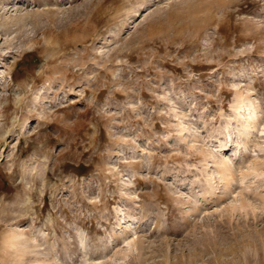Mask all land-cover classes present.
<instances>
[{"label": "rangeland", "instance_id": "374dc122", "mask_svg": "<svg viewBox=\"0 0 264 264\" xmlns=\"http://www.w3.org/2000/svg\"><path fill=\"white\" fill-rule=\"evenodd\" d=\"M0 264H264V0H0Z\"/></svg>", "mask_w": 264, "mask_h": 264}, {"label": "bare ground", "instance_id": "6f19581e", "mask_svg": "<svg viewBox=\"0 0 264 264\" xmlns=\"http://www.w3.org/2000/svg\"><path fill=\"white\" fill-rule=\"evenodd\" d=\"M245 100H246V96L245 95L240 94L237 97V101L235 103H237V107L239 109H241L243 107ZM246 110L249 112V113H247L248 115H246V116H247V119H250V122H248V125L250 126L253 123V118H255L254 114L250 113L251 112L250 102L248 104H246ZM228 171H229V169H226V171H225L226 174H225L223 179H226Z\"/></svg>", "mask_w": 264, "mask_h": 264}]
</instances>
